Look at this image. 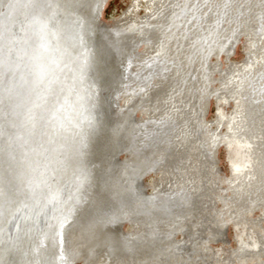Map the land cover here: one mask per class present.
<instances>
[{"label": "water", "instance_id": "obj_1", "mask_svg": "<svg viewBox=\"0 0 264 264\" xmlns=\"http://www.w3.org/2000/svg\"><path fill=\"white\" fill-rule=\"evenodd\" d=\"M0 264H264V0H0Z\"/></svg>", "mask_w": 264, "mask_h": 264}]
</instances>
